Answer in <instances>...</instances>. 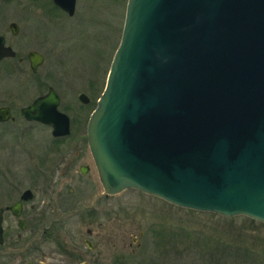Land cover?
I'll return each mask as SVG.
<instances>
[{
  "label": "water",
  "instance_id": "water-1",
  "mask_svg": "<svg viewBox=\"0 0 264 264\" xmlns=\"http://www.w3.org/2000/svg\"><path fill=\"white\" fill-rule=\"evenodd\" d=\"M53 1L74 13L75 0ZM14 54L0 36V58ZM29 57L36 72L43 56ZM59 102L49 87L21 114L68 134ZM86 131L105 194L264 223V0H127Z\"/></svg>",
  "mask_w": 264,
  "mask_h": 264
},
{
  "label": "rangeland",
  "instance_id": "rangeland-1",
  "mask_svg": "<svg viewBox=\"0 0 264 264\" xmlns=\"http://www.w3.org/2000/svg\"><path fill=\"white\" fill-rule=\"evenodd\" d=\"M126 4L127 0H76L75 14L68 17L51 1L0 0V34L7 43L21 55L30 50L44 55L35 74L30 69H0V105L15 100L14 114H19V107L51 86L60 96L59 109L70 117L72 136H83L120 42ZM11 21L19 25L17 37L8 29ZM79 93L90 102L80 103ZM1 126L0 130H24L20 122L10 128ZM26 127L35 131L38 149L52 147L50 128L39 123ZM83 147L88 152L82 139L73 150L67 149L73 157ZM79 161L88 157L66 170L63 180L78 174ZM86 177L98 178L95 170ZM111 200L117 213L112 218L117 256L129 257L130 250L120 245L122 237L128 236L127 243L136 241L131 264H264V223L243 215L227 218L178 207L134 189L121 191Z\"/></svg>",
  "mask_w": 264,
  "mask_h": 264
},
{
  "label": "flooded vegetation",
  "instance_id": "flooded-vegetation-1",
  "mask_svg": "<svg viewBox=\"0 0 264 264\" xmlns=\"http://www.w3.org/2000/svg\"><path fill=\"white\" fill-rule=\"evenodd\" d=\"M49 1L62 14L68 17L75 14V10L69 15L53 0ZM11 23L17 25L16 35L9 27ZM8 29L13 37L18 36V23L9 22ZM0 36L4 46L15 53L0 58V69H30L35 74L37 71L31 70L29 57L35 50L21 55L16 46L7 43L5 35ZM40 54L44 61V55ZM9 96L16 98L19 95L10 93ZM34 99L19 107V114H14L15 100L0 105L8 108L11 115L0 121L1 127H14L18 122L24 126V130H0V264H131L135 239L127 243L129 238L126 235L120 241L121 246L130 250L129 257L119 258L116 253L118 238L114 234L112 218L117 213L111 200L115 194L103 192L99 177L96 180L86 177L94 170L97 173L87 131L83 136H72L74 131L69 117V133L56 136L51 126L24 118L21 109ZM78 101L82 103L79 98ZM89 102L90 99L82 104ZM32 123L51 129L49 143L52 147L38 149L35 131L26 127ZM82 139L88 152L83 147L72 157L67 148L73 150ZM65 144L69 146L63 147ZM83 157H88V161H79L75 171L78 174L63 180L69 168Z\"/></svg>",
  "mask_w": 264,
  "mask_h": 264
}]
</instances>
